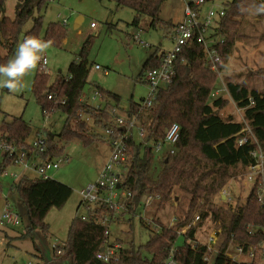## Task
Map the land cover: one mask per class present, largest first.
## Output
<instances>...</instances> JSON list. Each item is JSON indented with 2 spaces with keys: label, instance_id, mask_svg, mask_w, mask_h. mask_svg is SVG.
<instances>
[{
  "label": "trees",
  "instance_id": "obj_1",
  "mask_svg": "<svg viewBox=\"0 0 264 264\" xmlns=\"http://www.w3.org/2000/svg\"><path fill=\"white\" fill-rule=\"evenodd\" d=\"M7 0H0V12ZM52 0H17L15 17L0 18V65L6 64L15 56L17 46L27 37L40 38L43 16L35 15ZM119 7H129L136 11L133 25L138 28L142 15L151 18V26L157 28L163 20L160 13L166 0H109ZM264 5V0H233L218 28V34L224 42L218 49L224 58L219 67L223 71L232 56L236 41L243 35V26L249 11L253 7ZM264 15V12H260ZM32 19L34 24L23 34L24 25ZM67 24L62 21L48 25L43 40L51 45L62 47L67 38ZM170 26L169 29H172ZM89 41H85L78 60H74L66 76L58 75L52 81L50 73L38 70L33 93L45 116L62 112L67 120L59 134L44 132V150L29 142L31 124L22 116L14 117L8 123L0 137V149L9 145L15 150H26L32 155L46 159L64 156L66 145L79 139L84 145L95 143L100 134L94 128L107 131L114 129L117 134L124 133L123 127L116 124L114 110H119L120 95L97 87L104 106L94 107L84 100L85 88L90 83L91 65L87 57ZM164 53L153 54L144 64L143 71L161 65ZM264 76V68L250 72L246 78ZM219 73L212 69L200 44L185 46L175 61V74L171 83L158 94L157 101L150 108L141 110L140 103L132 102L124 111L130 118L137 116V121L146 128V138L138 142L131 133L128 144V173L123 178V189L131 194L127 210L136 214L143 194L150 192L161 198L166 204L173 198L178 186L191 194L189 210L174 226L165 225L157 220L159 229L150 232L146 244L121 249L119 264H162L174 251V258L179 264H207L205 255L207 245L198 241L197 231L205 219L212 217L220 223L219 232L222 240L212 264H261L256 257L264 245V204L258 200L257 188L252 187L244 204L234 209H224L215 205L213 196L218 194L227 182L246 169L254 160L251 152L257 143L250 137L247 143L239 145L238 137L246 124L251 128L259 145L264 148V89L249 87L248 80H227L226 87L230 99L219 96L212 102L210 98L215 90ZM52 95V98H49ZM233 100L244 109L247 123L237 121L234 116L221 113ZM179 124L180 134L174 152L170 149L161 161V170L156 174L153 159L152 141L157 144L164 139L173 124ZM45 133H47L45 135ZM148 138V142L146 139ZM18 154L3 150L0 164V177L5 170L14 165ZM155 169V170H154ZM156 174V175H155ZM2 184L0 182V192ZM15 192L20 197L32 230L40 229L49 235L46 217L53 208L63 207L73 194V188L54 178L34 179L24 175L16 183ZM204 208L200 221L192 224V215L200 204ZM115 210L105 202H99L89 210L87 220L76 218L71 224L69 239L64 251H56L52 259L42 264H107L98 258V254L108 240V226L104 223L107 216H113ZM183 234L180 232L183 229ZM180 237L184 238L178 244ZM234 243L243 248L248 255L255 248V257L251 262L237 261L229 257L228 250ZM37 250L38 247L35 245ZM264 257V255H263ZM262 257V258H263ZM51 260H54L51 262Z\"/></svg>",
  "mask_w": 264,
  "mask_h": 264
},
{
  "label": "rangeland",
  "instance_id": "obj_2",
  "mask_svg": "<svg viewBox=\"0 0 264 264\" xmlns=\"http://www.w3.org/2000/svg\"><path fill=\"white\" fill-rule=\"evenodd\" d=\"M16 2L17 0L6 1L4 6L6 16L15 17ZM257 9L258 7H253L249 11L244 22L243 35L236 41L233 54L216 81L214 91L217 90L219 95L211 96L210 102L218 96L230 99L226 87L227 80L247 79L249 87L264 89V76L246 78L250 72L258 73L264 68V15H261ZM184 11L183 0H166L160 13L163 22L157 28L151 26L150 17L142 15L138 29L134 31L136 26L133 25V21L137 14L129 7H119L109 0H52L35 14L36 16L42 15L44 18L40 39H43L50 23L68 18L67 38L62 47L51 45L46 52L47 67L52 75V81L58 75L68 74L70 64L79 59L83 45L88 40L87 57L91 72L90 83L84 91V100L94 107L104 106L106 100L98 94L97 88L102 87L120 95L121 103L117 114L124 115V111L130 107L132 102L140 103L148 96L149 89L142 73L144 64L153 54H161L171 48L169 29L171 22L174 25L179 21ZM92 23H95V27H92ZM33 24L34 21L30 19L24 25L22 35L30 30ZM135 35L140 40H136ZM143 42L148 43L150 47H145ZM0 51L3 55L7 53L2 48ZM96 64L107 69L108 74L96 69ZM37 72L34 71L24 78V87L21 91L12 92L6 87H0V137L6 125L11 123L14 117L19 116L31 124L32 129L29 136L31 144L44 132L53 134L61 132L67 116L62 112L45 116L36 102L33 83ZM221 113L223 116L232 115L236 120L246 122L244 109L238 107L233 100H230L229 105ZM94 129L100 134L95 143L86 146L79 139L69 142L66 145L60 168L50 171L52 178L73 188V194L63 207L53 208L47 215L45 220L49 225L48 236L40 229L32 230L29 227V220L20 197L17 193L9 191L13 181L11 176L2 175L0 177L2 184L0 204L2 200L6 203V198H8L12 209L17 211L21 218L20 225H0V264L44 263L49 255L54 254V242L62 244L68 241L74 219L88 214V207L81 205L83 201L81 192L97 181L99 172L111 152L107 133L97 128ZM133 132L138 142L143 140L135 130ZM151 145H153L152 141L149 146ZM168 151V146L160 151L154 149L156 174L161 170V161ZM2 161L3 150L0 149V164ZM35 162V157L32 156L29 163ZM7 171L9 173L23 172L19 166H10ZM24 172L30 177H38L33 170ZM244 174L245 172H241L231 178L226 186L213 196L216 206L234 209L244 204L252 188L247 183ZM190 201L191 194L177 186L173 198L166 204L156 201L146 211L139 207L136 214H131L127 208L115 211V214L111 216V221L107 222L110 230L109 240L122 248L144 245L149 239L150 232L159 229L157 220L165 225L173 224L174 226L189 210ZM203 208L201 203L193 213V225H195L193 222L196 216H200ZM2 212L3 208H0V216ZM219 232H221L220 223L214 222L213 218L209 217L203 221L197 231L198 241L206 244L210 237L215 235V248L218 249L222 240ZM183 241L184 238L180 237L178 244H182ZM35 245L39 250L35 248ZM230 247L228 251L231 256L238 254L236 244L232 243ZM263 250L264 248L256 255L261 264H264Z\"/></svg>",
  "mask_w": 264,
  "mask_h": 264
},
{
  "label": "built area",
  "instance_id": "obj_3",
  "mask_svg": "<svg viewBox=\"0 0 264 264\" xmlns=\"http://www.w3.org/2000/svg\"><path fill=\"white\" fill-rule=\"evenodd\" d=\"M232 1L233 0H183L185 4L184 20L172 28V48L164 52V57L159 67L144 72V80L148 86L149 93L148 96L140 102L141 110L152 107L157 101L159 92L171 83L172 77L175 74V61L178 54L185 46L200 44L203 47L206 59L212 69L217 71L219 75L221 74L219 67L224 64V58L218 49V45L224 42V38L218 34V28L227 13L229 3ZM61 21L67 24L68 18H64ZM92 26H95V23H92ZM135 39L140 40L137 35H135ZM144 45L147 48L150 47L148 43H144ZM47 66L48 63L44 65L40 71L49 73ZM95 68L103 70L105 74H108V70L98 64L95 65ZM218 93L219 92L216 90L212 93V96L219 95ZM98 94H100L99 91ZM49 98H52V95H49ZM113 112L114 114L117 113L116 110ZM115 116L117 126L123 127L125 131L122 134H117L114 129H108L106 131L111 147L110 156L100 170L97 181L94 184H90L81 192L83 197L81 205H86L88 210L94 209L99 202H105L108 204L109 208L119 211L122 208H127V202L131 196L129 192L123 189L122 182L123 178L128 173L129 167L127 140L133 130H135L142 139L146 138L147 131L145 127L137 121V116L133 118L125 115L120 116L118 114ZM245 123H247V121ZM179 134L180 126L175 123L168 128L164 139L157 144H153L152 147L160 151L168 146L170 151L174 152ZM250 137L257 143V146L251 152L254 162L247 167L244 177L247 183L252 187L256 186L258 200L261 204H264V148L258 144L251 128L246 124V127L242 130V135L238 137L239 145L247 143ZM33 145L39 147L41 151H43L45 138L40 136ZM1 148L11 153L16 151L18 156L13 166H19L23 171L33 170L38 178H52L50 171L58 170L63 162V157L42 160L32 155L33 153L29 151L15 150L9 145H3ZM32 156L35 157L36 162L30 164L29 160ZM21 174L22 173L16 172L9 173L7 169L5 170L3 175H10L13 179L9 191L15 189L16 183L22 177ZM119 184L121 187H118ZM6 199L7 202L4 203L3 212L0 216V225H20V214L12 209L9 199ZM156 201H161L160 196L147 192L143 194L141 198L140 207L146 211ZM81 218L87 220L86 216H82ZM199 219L200 216H196V220L193 223L197 224ZM109 221H111V216H107L104 223L107 225ZM185 229H183L180 234L184 233L186 231ZM109 235L110 230L108 229V240L103 247L104 250L98 254V258L107 264H119L122 247L116 243H112L109 240ZM215 241V235H213L206 243L207 252L205 261L207 264H212L217 254ZM65 245L66 243L58 244L54 242V252L56 251L58 255L62 254ZM238 251L243 253V248L238 247ZM248 255L254 258L255 248L251 249ZM52 261L54 260H51V262ZM162 264H179L174 258L173 250L171 255L164 260Z\"/></svg>",
  "mask_w": 264,
  "mask_h": 264
},
{
  "label": "clouds",
  "instance_id": "obj_4",
  "mask_svg": "<svg viewBox=\"0 0 264 264\" xmlns=\"http://www.w3.org/2000/svg\"><path fill=\"white\" fill-rule=\"evenodd\" d=\"M257 11L264 12V5H260ZM50 46L51 41L27 37L17 46L15 56L0 65V87H6L12 92L21 91L24 78L47 65L46 52Z\"/></svg>",
  "mask_w": 264,
  "mask_h": 264
},
{
  "label": "crops",
  "instance_id": "obj_5",
  "mask_svg": "<svg viewBox=\"0 0 264 264\" xmlns=\"http://www.w3.org/2000/svg\"><path fill=\"white\" fill-rule=\"evenodd\" d=\"M6 13H5V11H4V9H3V11H1L0 12V18L1 17H3V16H6L5 15ZM183 14H184V12H183ZM184 20V15L182 16V18L179 20V21H177L176 23H174V25H173V23L171 22V25L170 26H175L176 24H178V23H181L182 21ZM92 27H95V26H92ZM137 27L134 29V31H137ZM172 31V29H170V32ZM170 37H171V34H170ZM170 39V38H169ZM172 41V40H171ZM161 45V44H160ZM171 48H172V46H171ZM170 48V49H171ZM169 49V50H170ZM165 51H163L162 53H164ZM97 65V64H96ZM143 73V76H144V71L142 72ZM145 81V80H144ZM238 121V120H237ZM40 137V136H39ZM38 137V138H39ZM34 144V143H33ZM24 175H26V172H22V174H21V176H24ZM32 178H34V179H39L38 177H32ZM3 203H4V201H3ZM3 206V205H2ZM3 208V207H2ZM172 225V224H171ZM230 248L231 247H229V251H230ZM264 248V245H262L261 246V249H263ZM237 249H238V246H237ZM229 251H228V255H229V257L230 258H232V259H234V260H237V261H248V262H251L252 260H253V258H251L249 255H245V254H243V253H240V252H238V254H236L235 256H231L230 255V253H229ZM264 251V250H263ZM52 255H49L48 257H47V259H52Z\"/></svg>",
  "mask_w": 264,
  "mask_h": 264
},
{
  "label": "water",
  "instance_id": "obj_6",
  "mask_svg": "<svg viewBox=\"0 0 264 264\" xmlns=\"http://www.w3.org/2000/svg\"><path fill=\"white\" fill-rule=\"evenodd\" d=\"M46 134H47V133H45V135H46ZM146 142H148V138L146 139ZM118 187H121V185L119 184ZM2 205H3V200L1 201L0 208H2ZM103 250H104V248H102L101 251H103Z\"/></svg>",
  "mask_w": 264,
  "mask_h": 264
}]
</instances>
